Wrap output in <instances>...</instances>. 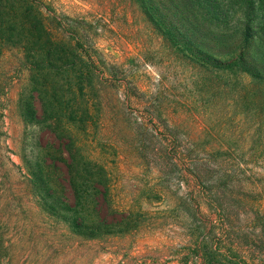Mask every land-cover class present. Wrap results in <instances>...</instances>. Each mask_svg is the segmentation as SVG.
I'll return each instance as SVG.
<instances>
[{
    "label": "rangeland",
    "instance_id": "1",
    "mask_svg": "<svg viewBox=\"0 0 264 264\" xmlns=\"http://www.w3.org/2000/svg\"><path fill=\"white\" fill-rule=\"evenodd\" d=\"M42 1L45 24L60 41L57 53L50 61L19 37L6 44L1 61L15 79L2 102L0 137L17 165L11 177L22 181L25 163L44 164L57 146L55 155L68 156L63 141L73 140L79 159L105 169L120 225L116 235L58 253L50 247L53 230L38 238L25 231L27 217L39 216V198L0 193L7 222L0 229L7 241L1 258L8 264H198L192 248L211 210L191 171L203 163L223 165L248 184L233 187L234 199L226 195L232 228L258 240L244 254L264 258V92L246 89L247 76H220L184 57L136 0ZM252 1L251 17H264V0ZM59 20L89 55L78 52ZM31 64L46 70L38 73ZM43 79L47 93L36 83ZM59 109L66 112L54 123ZM64 123L70 132L56 134L53 127Z\"/></svg>",
    "mask_w": 264,
    "mask_h": 264
},
{
    "label": "trees",
    "instance_id": "2",
    "mask_svg": "<svg viewBox=\"0 0 264 264\" xmlns=\"http://www.w3.org/2000/svg\"><path fill=\"white\" fill-rule=\"evenodd\" d=\"M87 1L94 3L93 0ZM136 1L184 57L207 71L212 68L220 76L225 74L237 78L239 75L247 76L246 78L251 80L243 83L246 89L249 88L250 91L258 89L264 92V51L261 49L264 40V17L258 14L254 18L251 17L250 10L254 6L252 0ZM44 6L42 0H0V137L3 135L2 117H5L2 102L7 98L10 86L15 81L1 63L7 50L6 44L17 43L15 39L22 37L27 44L33 43L37 46L35 54L39 56L43 52L51 61L57 53L60 41L45 24L41 11ZM50 15L52 18H57L53 12H50ZM258 17L261 20L259 23H257ZM57 25L76 41L78 52L83 49L89 55L84 42L69 24L59 20ZM27 49L25 47V50ZM31 65L38 69V73L46 70L43 64ZM36 83L45 89L46 93L50 89L45 79ZM58 111L61 115L57 116L54 123L61 121L66 112L60 109ZM54 123L52 122L53 125ZM53 128L59 135L70 132L68 123ZM5 143L7 144L5 139H0L2 198H7L6 196L9 199L15 196L23 198L31 195L32 192L40 200L38 217L30 214L27 208L30 217H27L25 231L29 236L47 237L48 232L53 230L57 237L50 247L54 245L58 253H63L73 247H83L85 241L116 235L120 223L116 217L118 212L111 205L109 178L105 169L92 161L83 162V159H79L74 154L76 145L73 140L63 141L68 156L55 155L61 149L57 146L50 154L52 158L45 160L44 164L39 159L31 164L26 162V167L22 168L23 180L19 182L11 177V168L17 165L12 157V149ZM2 150L6 154H3ZM60 163L64 168L61 173L57 172ZM191 172L205 200H208L207 205L211 210V214L203 219L202 233L197 237L192 248L196 262L198 264H264V258L255 256L251 258L244 254L248 251L247 248L250 249L249 251L253 247L257 248L258 240L256 237H249L247 235L249 233L244 232L242 228L233 229L235 226H232L230 202L226 200V195L231 194V199H234V194H237L233 187L242 183L240 187L245 189L248 184L246 185L239 178L236 179L234 174H230L228 169L219 164L210 168L203 163ZM98 185L101 188H98ZM249 185L257 184L249 182ZM109 215L112 216L113 221H108ZM45 218L46 220L43 221ZM38 219L42 222H38ZM6 224V220L0 215V229L3 230ZM6 242L4 232L0 231V251L7 248ZM0 264L8 263L0 256Z\"/></svg>",
    "mask_w": 264,
    "mask_h": 264
}]
</instances>
